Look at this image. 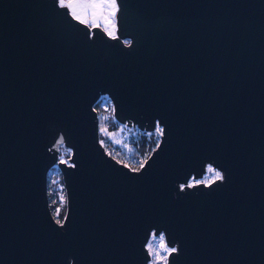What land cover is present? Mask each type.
Here are the masks:
<instances>
[{"label":"water","instance_id":"1","mask_svg":"<svg viewBox=\"0 0 264 264\" xmlns=\"http://www.w3.org/2000/svg\"><path fill=\"white\" fill-rule=\"evenodd\" d=\"M116 2L112 38L58 0H0V264H149L152 235L169 264H264V0ZM102 95L163 130L137 171L100 141ZM208 167L224 179L190 187Z\"/></svg>","mask_w":264,"mask_h":264},{"label":"rangeland","instance_id":"2","mask_svg":"<svg viewBox=\"0 0 264 264\" xmlns=\"http://www.w3.org/2000/svg\"><path fill=\"white\" fill-rule=\"evenodd\" d=\"M114 21H115V25H116L114 36L116 38L117 37L116 32L118 30L117 12H116V16L114 18ZM89 26H91V25L89 24ZM100 27H102L104 29V27H107V26H105V25H103V23H101ZM110 37H112V36H110ZM124 42H125V44L129 43L128 40H124ZM105 121H107V119H105ZM99 128H100L99 134H100L101 143L109 146L112 150L113 157L119 163L129 167L131 170H135V171L139 170V168L141 167V164L144 165L145 162L147 161V159L151 156L152 153H150L147 156L146 155L141 156V155L136 154V152H135V148H136L135 147V140L138 138L139 132H141L136 127H128L127 125L119 124L118 122H116V124H114L112 126H109V124L106 122V124H104V126H102V127L99 126ZM160 129H161L160 127H157L155 129V131L152 132L155 134V138L157 140V145L159 144L160 138H161V135L159 133ZM148 134H150V133H148ZM157 145H156V147H157ZM155 148H154V150H155ZM71 155H72V151L69 148H67L63 144L59 146V160L60 161H61V157H63V159L65 161H67V163L70 164ZM215 181H217V180H214V173H210L207 169V173L202 179L191 180L189 185L193 184L195 182H199V183H195V185H198V184L209 185ZM61 182L64 183L63 178H62V174H61L59 168L56 166V167L52 168L48 174V186L50 187V191H51L53 196H56V194L58 193V191H59L58 186ZM61 196H63V200L60 202L61 208H62L61 213L65 214L66 209H67L66 195H65V193H62ZM60 216L63 217V215H60ZM56 221H58V219ZM59 221H60L59 223L62 224V222H63L62 218ZM161 237H163V240H161ZM162 245L167 246L164 236L163 235H159V236L152 235V237L150 238V240L147 244V249H148V252L150 254L149 264H153L155 253H159V255L161 257L166 255L162 250V247H161ZM150 247H151V250H150ZM168 248H170V247H168ZM169 256L170 255L167 256L168 264H169ZM157 264H163V261L160 260L157 262Z\"/></svg>","mask_w":264,"mask_h":264},{"label":"snow or ice","instance_id":"3","mask_svg":"<svg viewBox=\"0 0 264 264\" xmlns=\"http://www.w3.org/2000/svg\"><path fill=\"white\" fill-rule=\"evenodd\" d=\"M58 5L61 8L70 10L71 16L79 23L85 25L90 24L91 27H99L101 26V23L105 26L111 25V30L108 27H104V30L109 36L115 38L114 32L116 25L114 18L118 11L116 0H58ZM159 133L160 135H163V130L160 129ZM61 161L67 163L63 157H61ZM141 167H143V164H141ZM208 171L214 173V180L224 179V176L220 171H217L212 167H209ZM195 183L190 184L189 186H195ZM57 222L59 223L60 221L58 220ZM161 240H163V237H161ZM161 247L166 255L161 257L159 253H155L153 264H157L160 260L163 261V264H168L167 256L177 251L176 248H168L166 245H162Z\"/></svg>","mask_w":264,"mask_h":264},{"label":"built area","instance_id":"4","mask_svg":"<svg viewBox=\"0 0 264 264\" xmlns=\"http://www.w3.org/2000/svg\"><path fill=\"white\" fill-rule=\"evenodd\" d=\"M98 106H99V109L101 110L102 114H103V117L107 120H113L115 121V118H114V106H113V103L111 101V99L106 96V95H102L98 101ZM102 145L104 146L106 152L113 156L112 155V150L109 146H107L106 144H103ZM141 168V167H140ZM139 168V169H140ZM59 191L58 193L56 194V196H53L52 200H51V203H50V206L52 205V214L55 218V220H60L62 218V220H64L65 218V215L66 213L64 214V216H60L62 215L61 213V204L60 202L63 200V196H61L62 193H65L66 195V191H65V186H64V183H60L59 186ZM65 198V197H64ZM67 201V199H66ZM67 204V203H66Z\"/></svg>","mask_w":264,"mask_h":264},{"label":"trees","instance_id":"5","mask_svg":"<svg viewBox=\"0 0 264 264\" xmlns=\"http://www.w3.org/2000/svg\"><path fill=\"white\" fill-rule=\"evenodd\" d=\"M96 110L99 116V126L102 127L104 126V124H106V122L109 124V126H112L114 124H116L115 121L111 120H107L105 121V118L103 117V114L101 112V110L99 109L98 104L96 105ZM157 145V140L155 138V134L154 133H146V132H139V136L138 138L135 140V152L138 155H149L150 153L153 152L154 148ZM48 195H49V201L51 203V200L53 198V195L50 191V187L48 186ZM52 205H51V210H52ZM64 216V213L62 214Z\"/></svg>","mask_w":264,"mask_h":264},{"label":"bare ground","instance_id":"6","mask_svg":"<svg viewBox=\"0 0 264 264\" xmlns=\"http://www.w3.org/2000/svg\"><path fill=\"white\" fill-rule=\"evenodd\" d=\"M107 27L109 28V29H111V25H107ZM117 33V32H116Z\"/></svg>","mask_w":264,"mask_h":264}]
</instances>
